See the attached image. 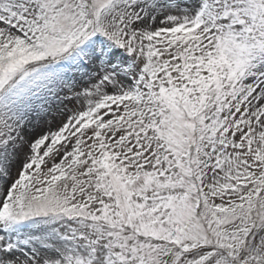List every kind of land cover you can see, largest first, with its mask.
I'll return each instance as SVG.
<instances>
[{"label":"snow or ice","instance_id":"1","mask_svg":"<svg viewBox=\"0 0 264 264\" xmlns=\"http://www.w3.org/2000/svg\"><path fill=\"white\" fill-rule=\"evenodd\" d=\"M0 264H264V0H0Z\"/></svg>","mask_w":264,"mask_h":264}]
</instances>
